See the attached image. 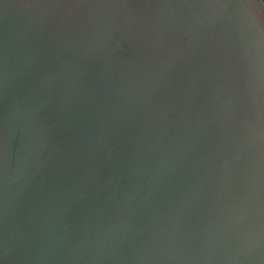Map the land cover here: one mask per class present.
Listing matches in <instances>:
<instances>
[{
    "label": "water",
    "instance_id": "95a60500",
    "mask_svg": "<svg viewBox=\"0 0 264 264\" xmlns=\"http://www.w3.org/2000/svg\"><path fill=\"white\" fill-rule=\"evenodd\" d=\"M0 264H264V2L0 0Z\"/></svg>",
    "mask_w": 264,
    "mask_h": 264
},
{
    "label": "trees",
    "instance_id": "16d2710c",
    "mask_svg": "<svg viewBox=\"0 0 264 264\" xmlns=\"http://www.w3.org/2000/svg\"><path fill=\"white\" fill-rule=\"evenodd\" d=\"M264 2V0H262Z\"/></svg>",
    "mask_w": 264,
    "mask_h": 264
}]
</instances>
